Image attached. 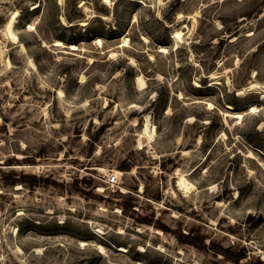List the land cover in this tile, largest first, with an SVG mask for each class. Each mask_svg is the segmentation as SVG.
I'll use <instances>...</instances> for the list:
<instances>
[{
	"label": "rangeland",
	"instance_id": "rangeland-1",
	"mask_svg": "<svg viewBox=\"0 0 264 264\" xmlns=\"http://www.w3.org/2000/svg\"><path fill=\"white\" fill-rule=\"evenodd\" d=\"M16 10L26 54L1 34ZM1 41L0 264H264V0H0Z\"/></svg>",
	"mask_w": 264,
	"mask_h": 264
},
{
	"label": "bare ground",
	"instance_id": "bare-ground-1",
	"mask_svg": "<svg viewBox=\"0 0 264 264\" xmlns=\"http://www.w3.org/2000/svg\"><path fill=\"white\" fill-rule=\"evenodd\" d=\"M116 0H103V3L105 4V5H107V6H112L113 4H114V2H115ZM128 1H130V2H135V3H137V4H142V5H146L147 3H150V2H155V5L156 6H158V7H160L161 5H163L164 4V0H128ZM59 3L60 4H62L63 3V0H59ZM154 4V3H153ZM40 8V4H38V2H35L34 4H33V6H32V9L33 10H38ZM80 8H84L87 12H88V19L87 20H89V18L91 19L92 17H96L97 15H96V13L94 12V11H92V9H89V8H87L86 6H85V3L84 2H82L81 1V3H80ZM160 13H158V15H159ZM19 16H20V12L18 11V10H16V11H13L12 13H11V15L9 16V18L7 19V21L5 22V24H4V26H3V29H2V31H1V34H2V36L4 37V39L8 42V43H10V45H13L14 47H18L19 49H20V51H21V53H23V54H26V52H27V49H26V46H24V44L19 40V38H18V36H17V34H16V31H15V28H14V26H15V24L17 23V19L19 18ZM200 16V11L199 10H197L195 13H193V14H191V15H187V18H188V20H190L191 21V23H193V26H196L197 25V18ZM178 17L179 18H182L183 17V15H181L180 13H179V15H178ZM101 18L104 20V19H108L109 17L108 16H101ZM111 18V17H110ZM109 18V19H110ZM60 24H61V26H63V27H67V26H71L72 24H73V22L72 23H70V22H68L67 20H66V18L64 17V16H61L60 17ZM79 25L80 26H82V27H85L86 25H87V21H86V19H85V21H81V22H79ZM28 28H30V29H35V27L33 26V25H31L30 24V26L28 27ZM182 31H180V30H178V31H176V32H173V40H174V42L176 43V44H178L180 41H181V37H182ZM249 36H251L252 35V33H249L248 34ZM6 42V43H7ZM2 43V41L0 42V64L2 65V66H4V68L6 67L7 69H11L12 68V65H11V63H10V59L6 56V52H7V50L8 49H6V47L4 46V45H2L1 44ZM126 43V42H125ZM43 45L44 46H46V44L45 43H43ZM125 45H128V44H125ZM52 46H54V47H57L58 49L59 48H64V46L65 45H63V43L61 42V41H59V40H55L53 43H52ZM71 49L72 50H76L77 49V47L75 46V45H72L71 46ZM163 51H164V49H162ZM113 56V55H112ZM28 58V60H27V65L29 66V68L30 69H32V70H34V71H37L38 70V67H37V65L35 64V62H34V60L31 58H29V57H27ZM132 63H134L133 62V60L131 61ZM14 66V65H13ZM27 70V69H26ZM26 73H27V71H26ZM29 75V74H28ZM212 77L214 78V76L212 75ZM216 80V79H215ZM135 81H136V88L139 90V91H143V89H145L146 88V86H147V82H146V80L144 79V77H142V76H137L136 77V79H135ZM42 82H43V80H42ZM218 82H216V83H214L213 82V84H217ZM47 85V84H46ZM196 87H199V84H196ZM259 87H260V85H259V83H257V82H254V83H251L247 88H245L244 90L243 89H240V90H238V92H237V95H239V96H245V95H247V94H252V93H254L255 91H257V89H259ZM104 89H105V87H103ZM98 89V88H97ZM56 90V89H55ZM263 96V100H264V94L262 95ZM63 98H64V93H63V91L62 90H58L57 91V100L59 99L61 102L63 101ZM51 102V101H50ZM49 104V103H48ZM86 104H88V102L86 103ZM85 104V105H86ZM50 106V105H49ZM82 106V105H81ZM132 106H134V105H132ZM131 106V107H132ZM69 107H70V105H69ZM71 107H72V105H71ZM74 108V107H73ZM135 108V107H134ZM71 109V108H70ZM45 112H46V110H45ZM70 113V112H69ZM69 115V114H68ZM146 117V119H145V122H144V125H143V127H142V129H141V131H139V133H138V141H137V147H138V149H143L144 148V146H148V147H150L151 146V143L154 141V138H155V135H156V128H155V126H153L152 124H151V117H149L148 115H146L145 116ZM97 122V121H96ZM99 123V122H98ZM156 154V153H155ZM156 156V155H155ZM157 157V156H156ZM17 158V157H16ZM159 158V157H158ZM31 168H35V169H39L40 168V166L39 165H33V167H31V166H26V165H23V166H20V165H15L14 167H13V169H18V170H23V169H31ZM44 168V167H43ZM97 169V171L100 173V174H104L106 177H108L110 174L108 173V172H110L109 170L107 171L105 168H103V167H98V168H96ZM40 170V169H39ZM134 170V169H133ZM132 170V173L134 172ZM35 171V170H34ZM112 174H115L116 176H117V178L118 179H120L124 174L121 172V171H119V170H116V169H114V170H112ZM175 179H176V182H175V189H176V191H178V192H180L181 194H182V196H184V197H190L193 193H195L197 190H196V188L194 187V185L192 184V183H190L188 180H187V178H186V176H185V174L183 173V172H181L179 169H176L175 170ZM173 177V176H172ZM172 179V178H171ZM141 188H140V192L141 191H143V186H140ZM23 189V187H22V185H20V184H17L16 185V187H15V191H19V190H22ZM100 190V189H99ZM103 191V190H102ZM120 191L121 192H123V193H127L126 192V190L124 189V188H121L120 189ZM172 194L175 196L176 195V192L175 191H173L172 190ZM198 192V191H197ZM19 195H16V197H18ZM21 197V196H20ZM72 210H74V209H72ZM101 211H103V212H107L105 209L104 210H101ZM49 213V212H48ZM18 215H19V217L20 216H22V215H24L21 211L20 212H18ZM173 216H176V214H174ZM61 220H64V218L63 219H61ZM92 224V223H91ZM96 225V224H95ZM99 226V225H98ZM95 227V226H94ZM102 227V226H101ZM93 228V227H92ZM98 229H96L97 231H98V233L99 232H102V230L99 228V227H97ZM18 229V228H17ZM150 229H151V227H150ZM13 231H14V233L17 235V230H14L13 229ZM19 231V230H18ZM151 231V230H150ZM154 231L156 232V234H158V235H163V232L161 231V230H156V229H154ZM11 232H12V229H11ZM122 231L121 230H119V233H121ZM142 232V231H141ZM152 232H153V230H152ZM103 233V232H102ZM124 233V232H123ZM14 234V235H15ZM15 237V236H14ZM100 247V246H99ZM100 249L101 250H103L101 247H100ZM15 250L16 251H20L21 249H19V248H15ZM160 250V249H159ZM36 251H37V253H39V254H41L42 253V251H41V249H39V248H37L36 249ZM35 251V252H36ZM120 251H122V252H127V248H125V247H120ZM141 251H144L143 249H141ZM15 252V251H14ZM21 252V251H20ZM36 253V254H37ZM15 254H17V253H15ZM196 264V263H195Z\"/></svg>",
	"mask_w": 264,
	"mask_h": 264
},
{
	"label": "built area",
	"instance_id": "built-area-1",
	"mask_svg": "<svg viewBox=\"0 0 264 264\" xmlns=\"http://www.w3.org/2000/svg\"><path fill=\"white\" fill-rule=\"evenodd\" d=\"M119 183V179L117 178L116 175L111 174L107 177V184L110 186L114 187Z\"/></svg>",
	"mask_w": 264,
	"mask_h": 264
},
{
	"label": "trees",
	"instance_id": "trees-1",
	"mask_svg": "<svg viewBox=\"0 0 264 264\" xmlns=\"http://www.w3.org/2000/svg\"><path fill=\"white\" fill-rule=\"evenodd\" d=\"M146 224L148 223V224H150V221H147V222H145ZM158 228H161V229H163L162 227H159L158 226ZM164 231H166L165 229H163ZM224 253L226 252V251H223ZM244 256L242 255V256H240V257H238V258H236V259H234V262L235 263H237L239 260H241V258H243Z\"/></svg>",
	"mask_w": 264,
	"mask_h": 264
}]
</instances>
